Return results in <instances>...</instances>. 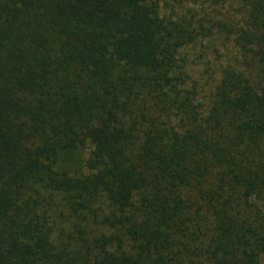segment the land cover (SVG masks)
I'll return each mask as SVG.
<instances>
[{
  "label": "trees",
  "instance_id": "obj_1",
  "mask_svg": "<svg viewBox=\"0 0 264 264\" xmlns=\"http://www.w3.org/2000/svg\"><path fill=\"white\" fill-rule=\"evenodd\" d=\"M0 264H264V0H0Z\"/></svg>",
  "mask_w": 264,
  "mask_h": 264
}]
</instances>
